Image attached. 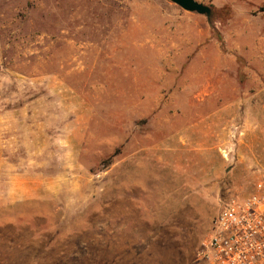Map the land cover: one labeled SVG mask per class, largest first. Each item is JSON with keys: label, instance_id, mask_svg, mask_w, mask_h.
I'll return each instance as SVG.
<instances>
[{"label": "rangeland", "instance_id": "1", "mask_svg": "<svg viewBox=\"0 0 264 264\" xmlns=\"http://www.w3.org/2000/svg\"><path fill=\"white\" fill-rule=\"evenodd\" d=\"M0 0V264H200L264 178V0Z\"/></svg>", "mask_w": 264, "mask_h": 264}, {"label": "built area", "instance_id": "2", "mask_svg": "<svg viewBox=\"0 0 264 264\" xmlns=\"http://www.w3.org/2000/svg\"><path fill=\"white\" fill-rule=\"evenodd\" d=\"M196 258L200 264H264V178L250 194L224 201Z\"/></svg>", "mask_w": 264, "mask_h": 264}, {"label": "water", "instance_id": "3", "mask_svg": "<svg viewBox=\"0 0 264 264\" xmlns=\"http://www.w3.org/2000/svg\"><path fill=\"white\" fill-rule=\"evenodd\" d=\"M170 3L178 6L183 11L204 16L207 19L211 17L210 7L196 1V0H167Z\"/></svg>", "mask_w": 264, "mask_h": 264}, {"label": "trees", "instance_id": "4", "mask_svg": "<svg viewBox=\"0 0 264 264\" xmlns=\"http://www.w3.org/2000/svg\"><path fill=\"white\" fill-rule=\"evenodd\" d=\"M211 9V8H210ZM211 15H212V10H211ZM210 19V18H209Z\"/></svg>", "mask_w": 264, "mask_h": 264}]
</instances>
